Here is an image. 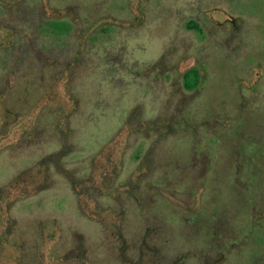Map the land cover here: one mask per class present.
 <instances>
[{
	"label": "rangeland",
	"instance_id": "obj_1",
	"mask_svg": "<svg viewBox=\"0 0 264 264\" xmlns=\"http://www.w3.org/2000/svg\"><path fill=\"white\" fill-rule=\"evenodd\" d=\"M0 97V264H264V0H0Z\"/></svg>",
	"mask_w": 264,
	"mask_h": 264
},
{
	"label": "trees",
	"instance_id": "obj_2",
	"mask_svg": "<svg viewBox=\"0 0 264 264\" xmlns=\"http://www.w3.org/2000/svg\"><path fill=\"white\" fill-rule=\"evenodd\" d=\"M192 30H197L201 32V27H199V23H193L192 25H190ZM48 30L46 31H51L54 34H67V32L70 31L71 26L68 25L66 22L64 21H60V20H51L48 22ZM64 71L67 72V74H64ZM72 70H70V68L66 69V66L64 63H45L44 64V71H43V81H45V83H47L49 80L51 81V77H54V75L58 76L56 77L58 79L56 86L58 85V97L56 98V100L54 102H49L46 101V99H48V91L47 90H43L41 91V105H37L36 107H34V109H36L37 111V119H39L40 123L42 122V113L44 110H47L49 108H54L56 109L57 106L59 105V102L61 103V106H67L68 104H71V108L73 109L74 104L72 99L69 97V95L67 94V89H66V80H68V74L71 73ZM53 72H56V74H53ZM70 76V75H69ZM261 76V74H256V77L253 79V82H257L258 78ZM55 78V77H54ZM201 80V74H200V70L198 67L195 66H191L189 67L183 75V83L186 89L188 90H194L195 88L198 87L199 83ZM44 86V85H43ZM45 88V86H44ZM32 93V92H31ZM58 100V101H57ZM47 107V108H46ZM70 109V111L72 110ZM57 110V109H56ZM38 125V124H37ZM23 131V129L21 130ZM58 240H60V238L58 237ZM52 242H50L49 244H51ZM56 243V242H54ZM53 245V243L51 244ZM48 246V245H47ZM42 250H44L42 248ZM52 249H48L46 250L47 253H51ZM5 260V257L3 258Z\"/></svg>",
	"mask_w": 264,
	"mask_h": 264
},
{
	"label": "flooded vegetation",
	"instance_id": "obj_3",
	"mask_svg": "<svg viewBox=\"0 0 264 264\" xmlns=\"http://www.w3.org/2000/svg\"><path fill=\"white\" fill-rule=\"evenodd\" d=\"M60 21H62V20H60ZM64 22H66V21H64ZM236 22H237V20H236V18H233V16L232 15H226L225 16V19L222 21V22H219V24L221 25V26H230V28H232L233 29V26L236 24ZM67 23V22H66ZM68 25H70L71 27H72V25L71 24H69V23H67ZM199 27H201L200 26V24H199ZM201 31H202V27H201ZM233 32V31H232ZM231 32V33H232ZM68 33V32H67ZM60 64L61 63H64L65 64V62H63V61H61L60 59H59V61H58ZM80 64H79V62L78 61H71V63H69L68 65H65L66 66V69H68V68H70V70H73V69H75V68H77V66H79ZM199 70H200V68H199ZM64 74L66 75L67 74V72L66 71H64ZM200 74H201V70H200ZM69 75H72V72H71V74H69ZM202 76V75H201ZM200 83H201V80H200ZM200 83H199V85H200ZM198 85V86H199ZM0 101H1V97H0ZM9 113H12V111H10ZM9 116V115H8ZM8 116H7V118H8ZM9 117H11V116H9ZM10 121H6V124H7V126H8V128H7V131H6V138H7V142H6V149H8L9 151H13V147H15L14 146V144H13V142H12V140H13V135H11V137H9L8 138V136L12 133L11 131H12V125H8V123H9ZM24 130V129H23ZM19 131V130H18ZM17 131V132H18ZM22 134H25L24 132L22 133ZM8 139L10 140V141H8ZM2 149H3V147H2ZM13 161H6V165L8 166V168H12V170H11V176L9 177V179L7 180V182L5 183L6 185H5V188H6V191H5V193H6V205H9V203H13V195H14V193H15V191H14V188H13V186H14V183L12 182V181H14V178H15V176H16V173L14 172V163H12ZM24 166V165H23ZM22 166V169L24 168ZM18 178V177H17ZM19 179H17L16 181H18ZM22 180H24V179H22ZM10 182H12L11 184H9ZM21 193H24L23 192V189H22V192ZM7 208H8V206H7ZM6 214H7V217H10V212L6 209ZM8 221V220H7ZM6 225L8 226V222H6ZM7 226H6V228H7ZM13 232H14V229H13ZM13 232H10V234H11V237L8 239H6V241H7V243H6V245H7V247H9L10 248V253H9V255H8V260H7V264H15V260L18 258H20V260H18L19 262L18 263H20V262H22L23 260H24V258L25 257H29L28 256V254H27V256H26V254H24V253H21L20 255H18V256H15L14 254H13V245H10V242H12V239H13ZM12 244V243H11ZM26 259V258H25Z\"/></svg>",
	"mask_w": 264,
	"mask_h": 264
}]
</instances>
